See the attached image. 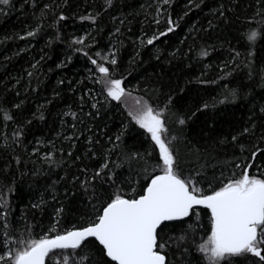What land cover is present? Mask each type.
Listing matches in <instances>:
<instances>
[{
    "label": "trees",
    "instance_id": "obj_1",
    "mask_svg": "<svg viewBox=\"0 0 264 264\" xmlns=\"http://www.w3.org/2000/svg\"><path fill=\"white\" fill-rule=\"evenodd\" d=\"M111 79L125 89L119 101ZM145 103L161 113L182 178L205 194L245 170L264 179V0L0 3V255L89 226L115 195L144 193L162 174L133 118ZM211 227L203 206L162 224L166 264H213L200 251ZM70 264L114 262L91 238Z\"/></svg>",
    "mask_w": 264,
    "mask_h": 264
},
{
    "label": "snow or ice",
    "instance_id": "obj_2",
    "mask_svg": "<svg viewBox=\"0 0 264 264\" xmlns=\"http://www.w3.org/2000/svg\"><path fill=\"white\" fill-rule=\"evenodd\" d=\"M0 3L7 4L8 0H0ZM257 35L255 31L249 33V41H254ZM152 42L148 40L149 44ZM111 63L115 64L116 60ZM98 71L105 76L109 74V69L103 65L98 66ZM108 84L107 95L119 101L125 95L122 81L111 79ZM133 118L150 133L162 161V174L151 178L144 194L132 199L115 195L89 226L54 237L33 239L15 253L8 249L0 255V261L46 264L50 253L55 255L56 250H60L57 264H70L76 250L88 238H95L114 264H166V256L158 250L164 246L158 244L157 229L163 222L187 217L195 213L196 206H203L210 211L212 227L200 251L206 253L213 264H220L229 256L246 254L264 262V179L245 170L241 178L205 194L191 179L182 178L178 158L164 135L167 130L161 113L145 103ZM179 122L184 123L182 119Z\"/></svg>",
    "mask_w": 264,
    "mask_h": 264
},
{
    "label": "water",
    "instance_id": "obj_3",
    "mask_svg": "<svg viewBox=\"0 0 264 264\" xmlns=\"http://www.w3.org/2000/svg\"><path fill=\"white\" fill-rule=\"evenodd\" d=\"M150 183V182H149ZM148 186V185H147ZM145 192V191H144ZM144 194V193H143ZM139 198V197H138ZM197 207H200V206H196L195 208H197ZM186 217H183V218H180V219H176V220H183V219H185ZM173 221H175V220H173ZM168 222H172V221H165V222H163V224H165V223H168ZM88 239H91V238H88ZM92 239H94L95 240V238H92ZM98 244H99V242L97 241V240H95ZM100 245V244H99ZM101 246V245H100ZM102 247V246H101ZM103 248V247H102ZM108 258V257H107ZM109 260H110V258H108Z\"/></svg>",
    "mask_w": 264,
    "mask_h": 264
},
{
    "label": "rangeland",
    "instance_id": "obj_4",
    "mask_svg": "<svg viewBox=\"0 0 264 264\" xmlns=\"http://www.w3.org/2000/svg\"><path fill=\"white\" fill-rule=\"evenodd\" d=\"M146 130V129H145ZM210 261V260H209ZM210 262H212V261H210Z\"/></svg>",
    "mask_w": 264,
    "mask_h": 264
}]
</instances>
